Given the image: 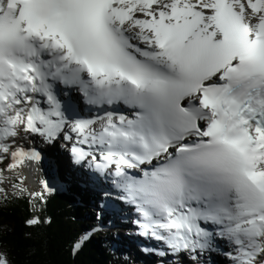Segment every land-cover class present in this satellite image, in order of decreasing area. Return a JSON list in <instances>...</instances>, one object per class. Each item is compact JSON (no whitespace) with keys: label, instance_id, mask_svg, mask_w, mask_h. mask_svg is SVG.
Wrapping results in <instances>:
<instances>
[{"label":"snow or ice","instance_id":"obj_1","mask_svg":"<svg viewBox=\"0 0 264 264\" xmlns=\"http://www.w3.org/2000/svg\"><path fill=\"white\" fill-rule=\"evenodd\" d=\"M38 137L111 180L158 255L264 264V0H0V162Z\"/></svg>","mask_w":264,"mask_h":264},{"label":"trees","instance_id":"obj_2","mask_svg":"<svg viewBox=\"0 0 264 264\" xmlns=\"http://www.w3.org/2000/svg\"><path fill=\"white\" fill-rule=\"evenodd\" d=\"M43 182L51 189L44 193V210L52 219L50 225L29 229L24 224V220L31 215L33 201L29 194L44 191V185L38 192L24 189L23 193L0 194V238L16 253L17 264L130 263L127 257L122 258L123 245L113 244L107 235L101 233L93 232L82 250L73 254L74 240L89 231L91 204L98 196L82 188L68 193L60 191L50 184L47 176ZM5 227L10 230L8 233H5ZM25 232H31L32 238L26 240Z\"/></svg>","mask_w":264,"mask_h":264},{"label":"bare ground","instance_id":"obj_3","mask_svg":"<svg viewBox=\"0 0 264 264\" xmlns=\"http://www.w3.org/2000/svg\"><path fill=\"white\" fill-rule=\"evenodd\" d=\"M62 141V139H61ZM59 139L52 143L45 142L42 138H37L33 147L40 153V159L38 161H32L30 165L26 164L21 168L25 172L27 180L31 179L36 181L34 178L35 170L45 168L46 172L53 175V183L58 187H72L79 186L84 188L93 187L96 190H101L111 195H117V191L114 189L111 180H106L104 177L99 176L92 169L86 165H78L72 162L70 151L64 148L68 147V142L64 141V145L58 148ZM63 142V141H62ZM65 144L67 146H65ZM40 163V166L38 165ZM53 166V170L50 169V165ZM6 160L0 162V168L6 166ZM37 174V173H36ZM99 181V183H97ZM99 184V185H97ZM81 185V186H80ZM118 196V195H117ZM113 200V199H112ZM111 204H114L109 211L102 209L95 204H92L94 209L93 221L96 225V230L108 229L109 231L117 232L118 238L123 237L129 243V248L136 257L135 264H154L155 257L158 254L159 247L163 248L162 245L154 239L143 237L139 235V228L137 224L132 221L137 219V213L132 209L131 205L126 204L120 199L113 200ZM117 214V216H114ZM108 218V220H107ZM110 218V219H109ZM128 226H133V229H129ZM123 229V230H121ZM105 235V234H104ZM159 246V247H158ZM144 249H153L152 251H145ZM158 249V250H157ZM161 251V250H160ZM179 260L185 262V264H229V260L226 263H222L223 256L221 251L206 250L202 254L196 255L194 260L192 255L188 252L179 253ZM184 254L187 257H184ZM165 257H167L165 255ZM131 260V259H130Z\"/></svg>","mask_w":264,"mask_h":264},{"label":"rangeland","instance_id":"obj_4","mask_svg":"<svg viewBox=\"0 0 264 264\" xmlns=\"http://www.w3.org/2000/svg\"><path fill=\"white\" fill-rule=\"evenodd\" d=\"M62 141H61V139H59L58 148H61V146L64 145V140H62ZM65 146H67V145L65 144ZM66 149L69 150V147L64 148L65 151H67ZM71 160L73 162V159H71ZM9 163H10V160H6L7 165L2 166L0 168V189H3V192H0V194L8 193V192H10V193L18 192V189L16 187H13V185H19L20 187L25 189L27 192H36L39 188V185L37 182V179L39 178L38 175L41 174L43 168L40 167V169L35 170L34 178L36 179V181H33L31 179L27 180V178L25 177V172L21 168L10 171L8 169ZM38 165L40 166V163H38ZM38 181H39V183H43V180H41L40 178L38 179ZM132 209H134V208L132 207ZM107 220H108V218H107ZM132 221L135 222L136 219H134ZM94 225H95V223H94ZM94 225L90 228L91 231H92ZM128 228L133 229L134 227L128 226ZM99 230L102 232V233L100 232L101 234L107 235L112 242H116L120 239V238H117V237H119L118 233H117L119 231L117 229H115L117 232H113L112 229H111V231H109L108 229H104V230L99 229ZM121 230H123V229H121ZM159 245H160V243H159ZM160 250L166 251V249L164 247L163 248L159 247V251ZM197 255L199 256V254H197ZM166 256L167 257L160 256L158 254L156 256L154 255V257L156 258L154 264H158L159 262H160L159 264H185V262H183L182 260H179V257H180L179 253L173 254L170 251H167ZM124 257H127L129 259V262H130L129 264H135L136 263V257L130 249L125 250V253H123V255H122V258H124ZM184 257H187V255L184 254ZM227 260H229V258L228 257L224 258V256H223L222 263H226Z\"/></svg>","mask_w":264,"mask_h":264},{"label":"water","instance_id":"obj_5","mask_svg":"<svg viewBox=\"0 0 264 264\" xmlns=\"http://www.w3.org/2000/svg\"><path fill=\"white\" fill-rule=\"evenodd\" d=\"M38 176H39V178H40L41 180H43V181H44V177H43V176H41V174H39ZM39 178H38V179H39ZM38 179H37V182H38V185H39V188H40L41 186H43V185H44V182H43V183H39ZM39 188H38V190H37L36 192H38V191H39Z\"/></svg>","mask_w":264,"mask_h":264}]
</instances>
